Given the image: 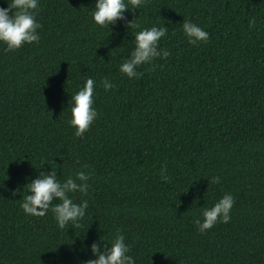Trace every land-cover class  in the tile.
Returning a JSON list of instances; mask_svg holds the SVG:
<instances>
[{
    "label": "trees",
    "instance_id": "trees-1",
    "mask_svg": "<svg viewBox=\"0 0 264 264\" xmlns=\"http://www.w3.org/2000/svg\"><path fill=\"white\" fill-rule=\"evenodd\" d=\"M93 5L39 0V41L0 44V264H82L117 231L135 264H264V0H144L110 26ZM183 19L208 40L189 44ZM152 25L167 27L158 50L170 54L129 79L131 32ZM89 77L97 117L77 137L68 103ZM51 166L60 179L91 173L73 194L88 201L75 229L20 207ZM225 193L229 222L201 233L200 210Z\"/></svg>",
    "mask_w": 264,
    "mask_h": 264
},
{
    "label": "clouds",
    "instance_id": "clouds-1",
    "mask_svg": "<svg viewBox=\"0 0 264 264\" xmlns=\"http://www.w3.org/2000/svg\"><path fill=\"white\" fill-rule=\"evenodd\" d=\"M5 2L8 6L0 7V44L6 45V50H17L24 44L38 42L40 36L37 30L41 27L36 20L39 0ZM143 2L144 0H129L131 4L129 7L125 0H94L92 20L99 26H110L117 20H123L126 10H136ZM252 22L254 21H250ZM128 27H132L130 22ZM181 28L191 45L206 42L209 38V33L191 20L183 19ZM166 32L165 25L159 27L152 25L131 32L134 36V47L128 58L119 65V71L129 79L139 78L141 73L137 68L140 65L150 63L156 57L161 59L168 57L169 51L163 48L158 50L159 41L165 37ZM95 83L91 77L86 78L83 85L71 94L68 103L71 118L68 123L77 137L83 136L97 117V111L93 107ZM101 83L105 91L113 87L108 78H103ZM83 167L87 168V165ZM56 170L57 168L51 166L49 171H40L35 179L26 184L27 194L23 197L20 207L25 214L33 216H44L51 209L58 228L64 229L70 225L75 229L85 217L88 201L83 199L77 203L73 194H87L91 173L80 170L75 172L74 176L69 175L60 179L61 175L58 176ZM165 171L166 167L162 165L160 176L167 181L169 177L165 175ZM211 182L218 183L219 177H213ZM233 205V195L225 193L211 207L202 208L200 216L194 221L198 231L203 233L218 221L228 223ZM104 241L107 240L100 237L90 245L94 258L85 260L82 264H135L134 258L128 254L129 247L122 233L117 231L107 244Z\"/></svg>",
    "mask_w": 264,
    "mask_h": 264
}]
</instances>
